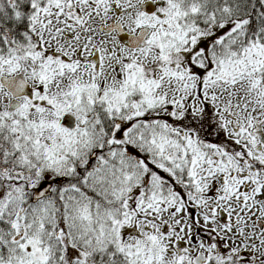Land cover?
I'll return each mask as SVG.
<instances>
[{"label": "snow or ice", "instance_id": "snow-or-ice-1", "mask_svg": "<svg viewBox=\"0 0 264 264\" xmlns=\"http://www.w3.org/2000/svg\"><path fill=\"white\" fill-rule=\"evenodd\" d=\"M0 264H264V0H0Z\"/></svg>", "mask_w": 264, "mask_h": 264}]
</instances>
